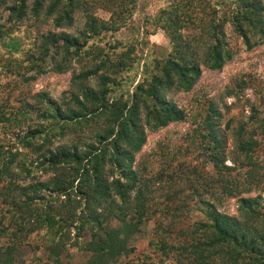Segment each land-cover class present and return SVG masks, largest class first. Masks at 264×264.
Here are the masks:
<instances>
[{
  "label": "trees",
  "instance_id": "obj_1",
  "mask_svg": "<svg viewBox=\"0 0 264 264\" xmlns=\"http://www.w3.org/2000/svg\"><path fill=\"white\" fill-rule=\"evenodd\" d=\"M7 1L0 0V6ZM9 1L8 17L0 22L1 69L22 76L21 68L40 70L50 55L51 69L64 72L74 58L84 59L88 54L92 59L73 74L72 88L60 100L45 92L38 94V116L46 123L28 127L20 138L38 151V163L51 170L52 176L21 185L13 166L18 152L3 149L0 143V196L14 213V228L0 230L10 240L0 244V264H14L15 241L41 228L47 229L51 241L45 246L48 258L42 264H61L59 257L67 243L89 254L86 264L113 263L129 253L131 238L155 215L158 208L153 207V199L164 187L160 192L165 200L163 211L172 221L165 233L149 240L169 260L159 264H264L263 198L241 196L262 183L253 161L258 140L244 132V125L237 130L236 144L246 157L241 167L249 166L243 180L231 176V167L224 164V144L216 128L219 111L212 102L190 140L199 150L202 166L170 161L149 174L146 164L140 167L136 161L148 130L186 118L171 93L189 91L202 67L219 70L231 58L226 23L248 48L264 42V0H151L161 4L143 16L144 33L161 29L168 46L162 55L149 53L141 67L137 41L133 42L137 38L132 33L131 39L123 40L117 34L131 25L140 0ZM97 8L109 17L97 16ZM78 11L86 18L79 34L40 32L35 27L37 44H21L22 22L29 13L35 20L43 13L56 27H63L72 25ZM196 27L199 33L185 32ZM103 39L109 41L105 47L98 44ZM22 51H27L24 58ZM91 78L95 86L89 85ZM256 111L253 108V114ZM16 113L1 109L0 121L17 123ZM66 134H72V140L52 148V139ZM35 137L41 142L34 143ZM22 165L17 163L20 169ZM209 165L211 174L204 170ZM230 197L238 202L239 216L220 210L223 200ZM194 205L205 218L193 226L176 227L177 218L185 217Z\"/></svg>",
  "mask_w": 264,
  "mask_h": 264
},
{
  "label": "rangeland",
  "instance_id": "obj_2",
  "mask_svg": "<svg viewBox=\"0 0 264 264\" xmlns=\"http://www.w3.org/2000/svg\"><path fill=\"white\" fill-rule=\"evenodd\" d=\"M10 3L8 0L5 5L0 6V22H4L8 17L7 6ZM28 4H31L30 1ZM159 4H161L160 1L158 3L157 1L140 0L134 16L130 20L131 25L121 28L117 32L119 38L123 40L131 39L132 33L137 38L133 42L137 41V53L141 57L140 67L146 62L149 53L159 56L167 50L168 37L165 33L158 29L147 35L144 33L142 25L143 16L156 10ZM95 13L103 19L109 17V13L101 8L95 9ZM28 15L29 17L22 22L23 33L19 34L22 45L31 41L37 44L38 40L34 41L33 39L36 28L40 32L47 30L56 33L65 31L76 35L84 29L86 21L84 14L79 11L74 14L72 25L63 27H56L52 19L44 17L43 13L37 20L30 13ZM30 25L34 27H30ZM131 27L134 28V31ZM224 31L228 46L232 51L231 58L219 70L202 67L200 77L189 91L171 93V97L177 105L184 108L187 114L186 118L183 121L171 122L156 131L148 130L146 142L137 154L136 161L140 167L145 163L149 174L156 173L162 169L165 163L170 161H173L172 165L202 166L199 160V150L196 145L190 144V140L201 117L206 113L208 103L212 102L219 111L216 128L224 144V164L231 167V176L236 175L239 180H243V175L249 168L247 165L241 167L242 164L246 163V157L236 147L239 126L244 125V132L248 135L253 134L254 138L258 140V146L253 153V161L257 163V171L262 176V183L257 188H253L251 192L242 193L241 196L259 194L262 196L264 204V42L248 48L245 42L234 32L230 23H226ZM185 32L192 35L199 33L200 29L196 27L195 30H185ZM95 40L98 41V39ZM100 41L98 44L101 47H105L109 43L104 39ZM89 42H93V39H90ZM22 52V58H24L27 51ZM87 55L84 59H72L64 72H56L51 69L53 61L50 55L47 56L40 70L38 67L30 70L21 68V72L24 74L22 76L17 72H8L0 68V110L2 109L7 114L17 112L16 117L19 120L17 123H11L7 120L0 121V143L3 149L18 152V157L15 158L13 166L16 172L20 174L19 182L21 185L45 181L53 174L51 170H45V167L38 163V151L25 146L20 141L28 127L34 128L43 122L38 116L40 109L38 108L40 106L38 94L45 92L47 96L60 100L64 92L72 88L71 77L73 74L81 71L91 61L92 57ZM89 85L95 86L94 78L90 79ZM253 108L257 110L256 115L253 114ZM20 110L25 111L20 112ZM255 117H257L256 120H254ZM71 136L72 134H66L64 137L53 138L52 148L71 141ZM40 142L41 139L35 137L34 143ZM18 162L20 165L24 163L23 169L25 167L27 169L23 170L17 167ZM204 170L210 174L213 172L211 165L206 166ZM154 184L156 185V183ZM157 186L160 187L161 185L158 184ZM165 189L166 187L156 191L153 207H157L158 210L147 221L143 230L131 238L129 253L121 255L110 264H159L160 260L162 263L169 262L160 250L149 244L151 238L156 240L165 233L169 228L170 221H172V218L163 211L165 210L163 208L165 200L164 194L161 195L160 192L163 193ZM17 192L19 193V190ZM41 194L44 193L41 192ZM17 195L22 196L21 194ZM195 207L197 205L191 207L189 211L187 210L185 217H178L182 222L178 218L177 220L174 219L176 220L175 226L179 227L181 224L193 226L194 222L203 220L205 218L203 212L196 210ZM11 210L10 205L5 204L0 196V230L9 232L14 228L12 225L14 213ZM220 210L239 216L236 198H225ZM70 235L73 239L75 236L74 229L71 230ZM49 236L46 228L35 230L25 236H19V240L15 241L14 264H42L46 262L48 253L45 246L51 242ZM8 242H10L9 237L0 232V244H7ZM88 258L87 252L67 243L66 248L61 251L59 261L61 264H86Z\"/></svg>",
  "mask_w": 264,
  "mask_h": 264
}]
</instances>
